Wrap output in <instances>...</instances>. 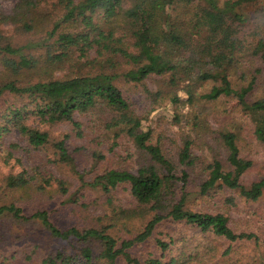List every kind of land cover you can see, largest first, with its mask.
<instances>
[{"label":"trees","instance_id":"1","mask_svg":"<svg viewBox=\"0 0 264 264\" xmlns=\"http://www.w3.org/2000/svg\"><path fill=\"white\" fill-rule=\"evenodd\" d=\"M5 1L15 5L10 13L0 5V140L15 130L34 150L73 168L76 156L88 152L68 144L73 136L86 137L82 118L98 137L95 149L112 142L105 151L113 152L122 139L130 140L139 155L138 168L107 169L91 186L109 196V206L117 189L126 187L144 210L142 215L149 217L135 237L123 240L110 233L119 222L115 218L100 229H61L48 209L28 215L14 203L0 205V217L10 216L20 224L39 222L53 238L76 250L52 253L43 264H190L194 258L184 253L168 257L174 252L173 239L156 240L160 258L141 260L132 254L166 221L231 244L255 242L256 251L261 249L258 235L236 233L224 214L192 212L186 204L194 173L206 176L201 196L225 188L245 201L264 197V179L243 183L254 163L241 153V133L214 132L206 108L236 90L253 136L264 145V93L253 99L264 91V19L251 30L246 14V7L255 3L264 18V0ZM149 82L156 90L148 88ZM120 84L146 89L153 107L147 115L138 113ZM181 108L194 111L188 114V129L181 126L176 159L148 121L168 111L175 126L183 125ZM65 125L71 132L54 137L53 131ZM198 146L203 153L204 147L210 148L211 160L195 152ZM102 152H91L96 162L105 159ZM46 178L23 171L2 183L13 193H46ZM58 183L67 194V183Z\"/></svg>","mask_w":264,"mask_h":264},{"label":"rangeland","instance_id":"2","mask_svg":"<svg viewBox=\"0 0 264 264\" xmlns=\"http://www.w3.org/2000/svg\"><path fill=\"white\" fill-rule=\"evenodd\" d=\"M0 5L4 12L10 13L15 2L0 0ZM246 14L250 18L251 30L261 24L259 20L264 19L263 14L256 11L255 3L250 4L249 8L246 7ZM144 38L150 46L151 42L145 29ZM120 88L140 115H147L145 113L153 108L152 99L144 87L120 84ZM148 88L151 91L156 90V85L149 82ZM263 93V90L256 92L253 99L262 97ZM179 94L184 96V93ZM241 100V95L234 90L220 100L207 104L206 108L209 110L207 116L214 132L218 129H228L241 133L239 142L241 153L254 163L253 168L243 177L244 185L249 186L256 180L264 179V145L253 136V126L242 111ZM167 104L168 102L164 103V105ZM192 111L194 110L188 108L179 109V112L184 115V126L182 124L175 126L168 111H162L155 118L148 117V126L154 128L155 137H162V141H165L173 154L178 153L177 147L180 146L182 139L181 126L186 128L185 130L188 129L185 125L188 114ZM81 120L86 137L78 139L73 136L68 144L72 148L84 146L88 152L76 156L75 168L72 165L55 163L49 153L34 150L15 130L1 138L0 205L14 203L28 215L37 210L48 209L52 221L61 229L71 227L100 229L110 224V218H115V222H119L114 229H110V233L123 240L131 239L144 228L149 217L142 215L144 210L137 206L126 187L117 189L112 195L113 206H109L107 203L109 196L103 194L100 189L92 187L91 183L98 174L107 169L136 170L139 166L138 152L128 139H122L113 152L105 151L112 142L104 143L103 147L95 149L96 143L93 141L98 137L87 129L88 122L85 118ZM70 132L71 127L65 125L57 127L53 135L59 138L60 135ZM209 137H212L211 134ZM206 138L208 140V137ZM200 148L198 146L195 152L211 160L210 148L204 147L206 149L204 153ZM93 150L98 152L103 150L105 159L96 162L91 154ZM174 157L176 158V154ZM23 171L27 173V176H34L39 172L41 175H47L46 179L50 182V185H47L48 191L25 194L6 190V186L2 183L4 178L18 175ZM80 175L83 176V180L80 179ZM205 179L206 176L203 174H192L191 193L186 208L192 212L224 214L229 218V225L236 233L258 235L261 238L262 250L256 251L255 242L231 244L225 239L201 234L185 224L166 221L157 227L148 242L136 245L131 250L135 257L141 260L149 257L160 258L161 250L156 240L169 243L173 239L174 252L171 255L168 254V257L184 253L189 260L194 258L190 264H262L259 253L264 251V197L257 202L245 201L237 192L225 188L216 189L201 196L200 185ZM58 180L67 183V194L60 190ZM66 249L70 252L76 251L67 243L53 238L39 222L20 224L10 216L0 217V264H43L52 253ZM197 255L203 259H195Z\"/></svg>","mask_w":264,"mask_h":264}]
</instances>
